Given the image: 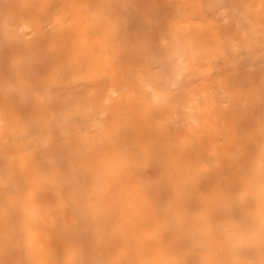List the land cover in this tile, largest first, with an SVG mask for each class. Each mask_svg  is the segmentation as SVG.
Returning <instances> with one entry per match:
<instances>
[{"label": "bare ground", "instance_id": "6f19581e", "mask_svg": "<svg viewBox=\"0 0 264 264\" xmlns=\"http://www.w3.org/2000/svg\"><path fill=\"white\" fill-rule=\"evenodd\" d=\"M0 264H264V0H0Z\"/></svg>", "mask_w": 264, "mask_h": 264}]
</instances>
